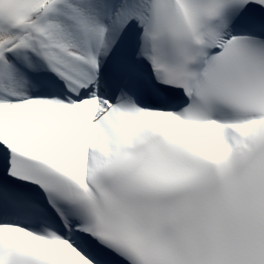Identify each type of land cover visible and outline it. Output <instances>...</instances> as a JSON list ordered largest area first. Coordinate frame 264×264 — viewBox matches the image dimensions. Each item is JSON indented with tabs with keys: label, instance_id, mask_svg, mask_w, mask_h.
I'll list each match as a JSON object with an SVG mask.
<instances>
[{
	"label": "snow or ice",
	"instance_id": "1",
	"mask_svg": "<svg viewBox=\"0 0 264 264\" xmlns=\"http://www.w3.org/2000/svg\"><path fill=\"white\" fill-rule=\"evenodd\" d=\"M0 264H264V0H0Z\"/></svg>",
	"mask_w": 264,
	"mask_h": 264
}]
</instances>
